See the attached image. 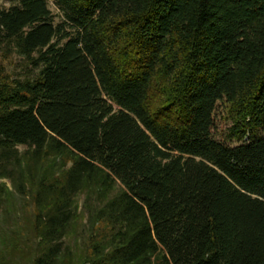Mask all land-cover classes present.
Instances as JSON below:
<instances>
[{
	"label": "trees",
	"instance_id": "obj_1",
	"mask_svg": "<svg viewBox=\"0 0 264 264\" xmlns=\"http://www.w3.org/2000/svg\"><path fill=\"white\" fill-rule=\"evenodd\" d=\"M1 179L0 264H264V0L0 7Z\"/></svg>",
	"mask_w": 264,
	"mask_h": 264
},
{
	"label": "rangeland",
	"instance_id": "obj_2",
	"mask_svg": "<svg viewBox=\"0 0 264 264\" xmlns=\"http://www.w3.org/2000/svg\"><path fill=\"white\" fill-rule=\"evenodd\" d=\"M13 0H0V7H6L11 4ZM48 7L52 10L53 13H56V9L53 6L51 2H48ZM19 58L13 54L12 55V66L8 67L9 70H12V72H15L16 74H23L25 69L22 68L21 65H19L20 62ZM229 126V123L218 125L217 127L212 129V135L215 139L225 141L226 135H227V127ZM0 181H4L7 185H9V181L6 179H1Z\"/></svg>",
	"mask_w": 264,
	"mask_h": 264
}]
</instances>
